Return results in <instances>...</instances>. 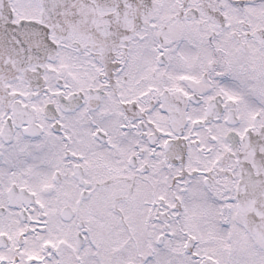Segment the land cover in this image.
Wrapping results in <instances>:
<instances>
[{"label":"snow or ice","instance_id":"1","mask_svg":"<svg viewBox=\"0 0 264 264\" xmlns=\"http://www.w3.org/2000/svg\"><path fill=\"white\" fill-rule=\"evenodd\" d=\"M0 264H264V0H0Z\"/></svg>","mask_w":264,"mask_h":264}]
</instances>
